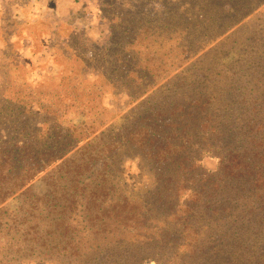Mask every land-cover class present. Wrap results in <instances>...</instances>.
<instances>
[{"label": "rangeland", "instance_id": "rangeland-1", "mask_svg": "<svg viewBox=\"0 0 264 264\" xmlns=\"http://www.w3.org/2000/svg\"><path fill=\"white\" fill-rule=\"evenodd\" d=\"M101 3V0H0V93L17 96L26 104L31 103L38 115L30 120L33 127L29 129L32 131L24 129L21 132V136L27 135L24 141L34 135L42 142L51 128L49 141L56 152L73 143L72 140H63L65 133L58 135L55 132L52 128L55 121L62 130L68 129L73 135L79 134L84 125L88 128L103 123L62 159L45 168L0 204V264H137L146 258L153 259L152 264H203L199 260L203 253L211 252L218 257L226 248L213 241L223 240L215 234L207 243L209 251L205 245L197 248L199 244L195 241L198 237L193 234L194 229L190 232L176 229L171 239H164L167 242L173 240L172 244L141 250L108 246L109 250L102 252L114 238L130 239L145 232L142 228L131 229L130 226H133L134 212L145 215L144 211H140V202L149 200L154 190V165L150 164L153 160H147L143 148L139 151L132 145L121 143L129 125L146 107L145 103L152 93L189 62L133 102L125 93L112 90L114 85L109 79H119L117 74L112 73L113 65L107 64L106 73L98 80L91 69L84 73L85 66H88L86 62H91L98 48L105 49L109 45L110 25L114 21L110 14L114 12L103 11ZM257 3H261L260 6L237 25L246 23L243 30L232 36L231 40L236 41L238 46L229 42L223 44L225 37L239 29L236 26L209 44L202 53L221 42L223 47L216 50L217 56L222 64L230 67L239 51H249L255 44H264V0ZM115 4L122 11H128L138 5V0H115ZM152 8L151 2L149 10ZM162 39L151 37V34L145 37L139 35L133 47V51L138 53L136 65L146 66L156 77L167 64L165 54L168 46ZM176 46L179 45L171 47L175 50ZM258 54L263 56L264 48L259 46ZM242 60L248 64L249 55L242 56ZM90 66L94 70L97 68L95 62ZM258 71L262 72L264 82V70ZM258 71L252 69L249 74L255 76ZM62 72L64 79H71L66 83L81 84V89L71 92L68 86L58 84ZM141 76H145V72L138 70L136 79ZM92 84L94 88H91ZM98 87H104L101 97L86 95L88 89ZM247 88L252 89L251 85ZM90 109L93 110L91 113ZM96 110L101 111L100 116L94 114ZM246 118L249 117L244 115L237 125L245 124ZM41 122L46 125L39 130L41 133H37L35 128H40ZM230 122L233 124V119ZM243 130L242 133L248 135V131ZM220 140L218 137L211 142L210 153L229 158L219 144ZM209 160L204 161L205 170L217 172L221 161L216 159L209 163ZM72 171L79 174L75 175ZM101 190H104L103 193ZM97 197L101 203H95L98 202ZM125 199L126 204H122ZM110 204L117 205L119 209L116 210L120 211L114 219L108 216L112 210ZM245 216L243 224L249 229L250 236L243 237L246 241L244 250L236 243L237 255L245 256L246 261L254 257L251 252L258 253L259 264H264V220L261 222L258 216ZM120 223L127 224L128 228H121ZM148 225L151 232L156 230L158 223L150 219ZM229 230L223 231L220 236H229ZM199 231L201 237L203 230ZM247 247L250 252H247ZM136 256L143 259L138 261Z\"/></svg>", "mask_w": 264, "mask_h": 264}, {"label": "trees", "instance_id": "trees-1", "mask_svg": "<svg viewBox=\"0 0 264 264\" xmlns=\"http://www.w3.org/2000/svg\"><path fill=\"white\" fill-rule=\"evenodd\" d=\"M101 1L103 11L114 12L110 14L114 21L112 26L109 24V45L105 49L98 48L91 62L85 61L88 66H85L84 73L91 69L98 80L106 73V65H113L112 73L117 74L119 79L104 78L111 80L113 91L125 93L131 102L190 63L209 44L229 33L243 21V17L261 4L257 3L258 0H138V5L122 11L115 0ZM151 2L153 8L149 10ZM244 26L246 23L237 26L239 29L225 37L223 44L229 42L238 46L231 39ZM150 34L151 37H163L168 46L165 54L167 64L157 77L146 66L136 65L138 53L133 51L137 37ZM173 44L179 45L176 51L171 47ZM259 46L264 48V44L258 43L249 51H239L232 65L226 67L216 53L223 47L220 42L188 63L152 93L135 122L125 129L127 134L121 143L138 150L143 148L147 160H153L150 164L154 165V190L149 200L140 202V211H144L145 215L134 212L133 226H130L131 229L142 228L145 232L130 239L114 238L102 252L108 251V246L141 250L172 244L173 240L167 242L164 239H171L176 229H187L189 232L194 229L193 234L198 237L195 241L199 244L197 248L205 245L209 251L207 243L214 234L223 240L213 241L226 248L218 257L211 252L203 253L199 257L203 264H259L258 253L251 252L254 257L245 261V256L242 258L236 252V243L244 250L246 241L243 237L250 236L249 229L243 224L245 214L258 216L261 222L264 220V82L262 72L258 71L264 70V54H258ZM247 55L250 60L245 64L242 56ZM92 62L97 64L96 70L90 68ZM252 69L258 71L255 76L249 74ZM138 70L145 72V76L136 79ZM63 76L62 72L58 84L68 86L71 92L81 89V84L66 83L71 79H64ZM247 85H251L252 89H248ZM94 87L92 84L91 88ZM103 89H88L86 95L99 98L101 93L104 94ZM31 107V103L26 104L17 96L0 93V204L103 125L100 123L96 127L86 128L81 124V131L76 129L79 134L73 135L68 129L62 130L55 121L52 125L55 132L58 135L65 133L63 140H72L73 143L55 152L56 148L49 141L51 128L42 142L34 135L27 142L24 141L27 135L21 136L24 129L32 131L29 129L33 127L30 120L38 117ZM92 111L90 109L89 113ZM94 114L100 116L101 111L96 110ZM244 115L249 117L245 119V124L237 125ZM232 119L233 124L230 122ZM45 125V122H41L40 128H35L36 132L41 133L39 130ZM242 129L248 131V135L243 134ZM218 137L229 158L210 153L213 147L211 142ZM53 154L56 156H51ZM207 159H210L209 163L216 159L221 161L217 172L205 170L204 161ZM72 172L79 174L78 171ZM97 199L95 203H101L100 198ZM126 202V199L121 201L122 204ZM111 208L108 216L114 219L120 215V211L116 210L118 206L115 204ZM150 219L158 223L156 230L151 232L148 225ZM119 225L128 228L127 224ZM200 229L203 230L201 237ZM228 229L231 230L229 236H220ZM228 246L231 250H228ZM250 248L253 249V246ZM250 248H246L247 252L251 251ZM221 256L224 257L221 259ZM136 257L138 261L143 259ZM146 259L137 264L153 263V259Z\"/></svg>", "mask_w": 264, "mask_h": 264}]
</instances>
